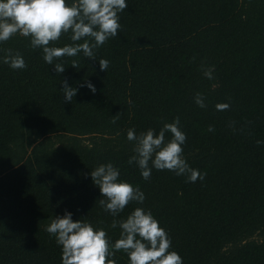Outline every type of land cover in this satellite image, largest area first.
Returning <instances> with one entry per match:
<instances>
[{"label": "trees", "instance_id": "1", "mask_svg": "<svg viewBox=\"0 0 264 264\" xmlns=\"http://www.w3.org/2000/svg\"><path fill=\"white\" fill-rule=\"evenodd\" d=\"M120 24L96 60L57 58L61 74L29 37L0 43V264H61V246L45 229L66 209L115 241L121 229L112 221L141 206L183 264H264V0H128ZM69 36L50 44L72 43ZM8 49L27 67L4 63ZM64 79L76 87L91 80L97 91L80 87L66 102ZM177 116L182 156L206 175L190 182L153 168L145 180L128 163L127 131L158 132ZM109 161L145 193L143 205L130 201L117 217L99 204L90 176ZM115 258L129 264L123 250Z\"/></svg>", "mask_w": 264, "mask_h": 264}, {"label": "clouds", "instance_id": "2", "mask_svg": "<svg viewBox=\"0 0 264 264\" xmlns=\"http://www.w3.org/2000/svg\"><path fill=\"white\" fill-rule=\"evenodd\" d=\"M127 7L128 0H0V43L17 33L29 37L30 46L42 49L45 63L54 66L55 72L61 74L65 66L54 63L59 57H75L82 53L84 57L96 60L94 50L118 35L120 13ZM68 33L72 43L63 46L50 44ZM7 52L3 62L10 68L27 67L19 52L13 53L11 49ZM98 63L100 70L106 71L110 62L100 58ZM71 65L78 66L75 60ZM205 75L211 79L212 70H206ZM61 83L66 102L72 101L80 87H87L93 93L97 91L91 80L79 87L70 85L67 79ZM195 101L205 107L202 94L197 93ZM229 106L224 102L218 103L216 108L224 110ZM209 130H212L211 126ZM167 133H171V138L166 139ZM127 139L134 142V154L128 163H135L145 180L150 178L153 168L185 175L190 182L198 178L203 180L206 175L192 168L182 156L187 136L180 127L178 116L172 122H165L158 132L149 128L137 134L135 128H129ZM90 176L103 197L99 204L113 217H117L130 201L143 205L145 193L140 186L121 178L120 168L112 162L99 164L91 170ZM117 226L121 229L120 235L112 241L106 228L89 220L73 219V212L66 209L63 215H56L45 230L61 246V264H118L115 257L120 250L127 253L129 264H183L179 252L170 250L171 238L151 209L136 207L126 218L114 219L111 227Z\"/></svg>", "mask_w": 264, "mask_h": 264}, {"label": "rangeland", "instance_id": "3", "mask_svg": "<svg viewBox=\"0 0 264 264\" xmlns=\"http://www.w3.org/2000/svg\"><path fill=\"white\" fill-rule=\"evenodd\" d=\"M58 137H55L54 139H57Z\"/></svg>", "mask_w": 264, "mask_h": 264}]
</instances>
